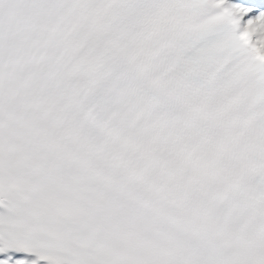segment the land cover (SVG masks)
Masks as SVG:
<instances>
[{
	"label": "bare ground",
	"instance_id": "1",
	"mask_svg": "<svg viewBox=\"0 0 264 264\" xmlns=\"http://www.w3.org/2000/svg\"><path fill=\"white\" fill-rule=\"evenodd\" d=\"M177 4H187V17L188 22L196 24V28L199 30L197 33L203 39H207L210 42L213 40L217 43V48H223L231 46L237 48V54L241 55V58L248 59V63L257 65L260 70L264 71V62H262L260 56L255 57L250 54L251 49L261 50L259 47V41L256 39L255 34L251 26L246 25L245 20L248 18L247 13L242 11L234 1L236 0H174ZM254 3L264 5V0H252ZM263 1V2H262ZM214 17L215 20H211ZM263 53V52H262ZM251 55V58L248 56ZM264 54V53H263ZM264 58V56H261ZM264 60V59H263ZM244 76L251 81L252 87L261 92L260 96L263 97L264 87L258 79L261 80V76L253 71V74ZM260 105V104H259ZM210 116L219 119L214 112L209 113ZM253 134L254 131H244V134ZM21 260V259H20ZM17 264V263H13ZM25 264H37L36 260H26ZM39 264H42L40 262Z\"/></svg>",
	"mask_w": 264,
	"mask_h": 264
},
{
	"label": "rangeland",
	"instance_id": "2",
	"mask_svg": "<svg viewBox=\"0 0 264 264\" xmlns=\"http://www.w3.org/2000/svg\"><path fill=\"white\" fill-rule=\"evenodd\" d=\"M234 4L247 13L245 23L252 27L259 47H262L264 52V9L258 8L251 0H236Z\"/></svg>",
	"mask_w": 264,
	"mask_h": 264
}]
</instances>
